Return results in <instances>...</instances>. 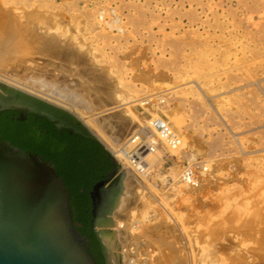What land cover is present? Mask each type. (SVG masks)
I'll return each mask as SVG.
<instances>
[{"label": "rangeland", "instance_id": "obj_1", "mask_svg": "<svg viewBox=\"0 0 264 264\" xmlns=\"http://www.w3.org/2000/svg\"><path fill=\"white\" fill-rule=\"evenodd\" d=\"M84 72L106 98L81 118L61 95ZM0 83L116 148L126 201L105 190L102 221L119 264H264V0H0Z\"/></svg>", "mask_w": 264, "mask_h": 264}, {"label": "water", "instance_id": "obj_2", "mask_svg": "<svg viewBox=\"0 0 264 264\" xmlns=\"http://www.w3.org/2000/svg\"><path fill=\"white\" fill-rule=\"evenodd\" d=\"M9 110L36 113L58 124L62 114H68L71 118L65 117L74 124V132L99 141L109 151L74 114L0 83V113ZM22 117L26 115L23 113ZM109 152L119 168L110 171L91 191L92 227L102 245L106 264L109 258L96 223L109 211L105 190L119 185L126 168L113 151ZM99 201L106 204L102 212L96 207ZM0 264H99L89 240L74 221L71 195L55 163L38 153L21 150L1 136Z\"/></svg>", "mask_w": 264, "mask_h": 264}, {"label": "trees", "instance_id": "obj_3", "mask_svg": "<svg viewBox=\"0 0 264 264\" xmlns=\"http://www.w3.org/2000/svg\"><path fill=\"white\" fill-rule=\"evenodd\" d=\"M19 117L16 110L0 113V136L23 151L38 153L55 163L70 192L75 223L89 240L97 262L106 264L102 245L92 227L91 191L119 165L95 139L59 129L48 118L35 113H28L24 120Z\"/></svg>", "mask_w": 264, "mask_h": 264}, {"label": "bare ground", "instance_id": "obj_4", "mask_svg": "<svg viewBox=\"0 0 264 264\" xmlns=\"http://www.w3.org/2000/svg\"><path fill=\"white\" fill-rule=\"evenodd\" d=\"M39 34V33H38ZM40 37V36H39ZM41 38V37H40ZM39 38V39H40ZM46 42H45V41ZM41 39V41H43V42H45V46L44 47H40V50H41V48L43 49V51H48V52H51V51H53L54 52V48H55V42L52 40V39H50V40H47V39ZM40 41V40H39ZM37 43H39V42H37ZM26 45V44H25ZM39 45V44H38ZM22 47H24L23 46V44H22ZM28 47V46H27ZM25 50H27V48H25ZM46 51V52H47ZM48 52H47V54H48ZM76 58H77V56H76ZM74 59H75V57H74ZM72 60H73V58H72ZM78 60V59H77ZM77 64H79L78 63V61H77ZM82 66V65H81ZM33 68V67H32ZM79 68V67H78ZM77 68V69H78ZM92 68V67H91ZM76 69V68H75ZM80 69V68H79ZM78 69V70H79ZM86 69V68H85ZM84 69V70H85ZM77 71V70H76ZM80 71V70H79ZM87 71V70H86ZM95 74H91V73H80V74H77V77H79V80H78V82H79V84H80V90H79V92H75L74 94H69L70 93V91H69V93L68 94H64V95H61L63 98H65L66 100H68L69 101V104H70V106H72V107H74L78 112H79V117H81L82 118V116H84V114H86V113H83V109H86V110H93L94 108H95V102H97L98 104H100V103H102L103 101H102V99H104V98H100V93L101 94H103V96H101V97H105L104 96V92L102 93V91L100 90V85L102 86V83L100 84L98 81H102V82H104L103 81V78H101V77H98L97 75H96V72H94ZM96 75V76H95ZM105 77V76H104ZM97 79V80H96ZM101 79V80H100ZM107 80V79H106ZM97 81V82H96ZM100 85H99V84ZM98 84V85H97ZM76 85H78V84H76ZM98 86V87H97ZM105 86V85H104ZM103 88H105V87H101V89L103 90ZM106 89H108V88H106ZM109 90V89H108ZM104 91V90H103ZM72 92V91H71ZM106 92H107V90H106ZM108 92H110V91H108ZM99 93V94H98ZM97 94L99 95V97L97 96ZM96 97H98V98H96ZM106 98V97H105ZM109 98V97H108ZM97 101H96V100ZM96 103V104H97ZM110 103V102H109ZM50 105H52V106H55V105H53V104H51V103H49ZM105 105V104H104ZM108 105V104H107ZM110 105H112V104H110ZM109 105V106H110ZM55 107H57V106H55ZM71 107V108H72ZM98 107V106H97ZM100 107H102L101 106V104H100ZM100 107H98V108H100ZM57 108H60V107H57ZM61 109V108H60ZM74 109V110H75ZM76 111V112H77ZM73 112V111H72ZM77 112V113H78ZM78 118V117H77ZM106 118H104V121H106L105 123L107 124V126L108 127H110V128H112V129H114V128H116V126H118L119 124V118L116 116V117H113V118H109V119H106ZM124 119V118H123ZM79 121L81 122L82 120L79 118ZM124 122H125V120H124ZM87 123L88 122H86V126H87V128H88V131L90 132V133H92V134H94V135H96L99 139H101L102 140V142L109 148V150L111 151V150H115L116 148H112V146L107 142V140L99 133V131H97V132H95V131H93V130H91L90 128H89V126L88 125H90V124H88L87 125ZM109 124V125H108ZM104 125V124H103ZM121 125V124H120ZM119 125V126H120ZM123 125H125V124H123ZM90 127H92L91 125H90ZM93 128V127H92ZM95 130V129H94ZM104 131H106L105 129H103ZM113 131V130H112ZM118 132H119V130H118ZM176 132V131H175ZM109 133V132H108ZM117 133V132H116ZM120 133V132H119ZM119 133H117L118 135H119ZM123 133V132H122ZM112 134V133H111ZM116 135V134H115ZM117 138H119V137H117ZM119 150V149H118ZM123 152H124V150H123ZM116 154H117V152H116ZM115 154V155H116ZM121 154L122 153H119L117 156H121ZM122 157V156H121ZM134 158H136L137 160H141V158H139V157H134ZM127 174H128V171H124L123 172V174H122V176H120V189L119 190H117L115 193H113L112 195H111V201L113 202V204H114V206L115 207H120L121 208V206L123 205V203L126 201L125 200V193L127 192L126 190V183H125V181H126V176H127ZM127 182V181H126ZM125 183V184H124ZM129 185V184H128ZM130 186V185H129ZM129 190V189H128ZM128 197V196H127ZM124 205H125V203H124ZM107 224L104 222L103 223V221H101V222H98V223H96V229H97V231H98V233H99V237H100V239H101V242L103 243V246H104V249H105V251H106V253H107V256H108V258H109V264H119V261H118V246H117V242H116V239H115V237H114V235H113V232L110 230V229H108L107 227ZM109 227V226H108ZM111 228V227H110ZM113 228V227H112ZM120 256V255H119ZM122 260V259H121ZM122 264V263H121Z\"/></svg>", "mask_w": 264, "mask_h": 264}, {"label": "built area", "instance_id": "obj_5", "mask_svg": "<svg viewBox=\"0 0 264 264\" xmlns=\"http://www.w3.org/2000/svg\"><path fill=\"white\" fill-rule=\"evenodd\" d=\"M152 125L156 130L159 138L162 139V142L168 147L178 149L181 146V138L171 129V127L164 120L160 118L154 119L152 121ZM135 141H137V139H135Z\"/></svg>", "mask_w": 264, "mask_h": 264}, {"label": "flooded vegetation", "instance_id": "obj_6", "mask_svg": "<svg viewBox=\"0 0 264 264\" xmlns=\"http://www.w3.org/2000/svg\"><path fill=\"white\" fill-rule=\"evenodd\" d=\"M16 111H19L20 112V117H19V119H21V120H24V119H26V117L25 118H23L22 117V115H23V113L25 114V115H27L28 113H32V112H23V111H20V110H16ZM36 114V113H35ZM38 115V114H37ZM65 115H67V117H69V118H71L70 117V115H68V114H62V120H61V122L58 124L56 121H53V120H51V119H49L48 117H46V116H43V117H46V118H48L51 122H53L54 124H55V126L57 127V128H59V129H68V130H70V132L71 133H76V132H74V124H72L71 122H70V119L69 120H67V118L65 117ZM39 116H42V115H39ZM65 125H67V126H65ZM78 134H80V133H78ZM82 135V134H81ZM82 136H84V135H82ZM84 137H86V136H84ZM101 193H103V189L101 190ZM105 205L106 204H102V202L101 201H99V202H97V205H96V207H97V209H99V211L100 212H102L103 211V209H104V207H105Z\"/></svg>", "mask_w": 264, "mask_h": 264}]
</instances>
